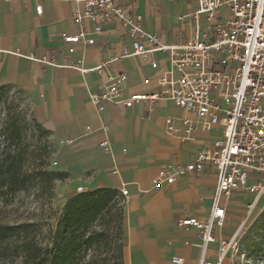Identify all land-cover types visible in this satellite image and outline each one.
Instances as JSON below:
<instances>
[{
	"label": "crops",
	"instance_id": "crops-1",
	"mask_svg": "<svg viewBox=\"0 0 264 264\" xmlns=\"http://www.w3.org/2000/svg\"><path fill=\"white\" fill-rule=\"evenodd\" d=\"M37 5L42 6L41 15L35 10ZM72 5L71 0H0V86L22 88L32 95L41 124L57 144L55 170L65 176L55 182L54 191L63 205L77 194L79 186L84 191L117 190L123 203L125 264H172L173 256L196 264L197 230L179 227L176 222L185 216L204 218L208 214L216 172L207 164L204 172H189L173 184L154 180L161 166L192 161L202 141L219 135L220 128L198 131L193 140L182 139V132L167 133L165 118L191 114L166 97L129 107L107 102L98 113L91 96L99 91L106 75L81 72L78 61L87 69L109 61L112 72L125 73L120 98L124 99L161 92L158 74L169 67L167 53L121 57L131 40L118 20L103 25L94 44H77L68 53L60 35L77 31ZM126 7L141 15L146 32L159 33L164 42H182L192 33L187 15L196 9V0H126ZM178 15L185 16L184 22L177 20ZM83 28L91 29L88 19L83 20ZM105 138L107 150L98 146ZM122 187L128 190L126 198L120 195ZM246 192L232 191L223 200L226 220L208 245V261L217 260L220 240L237 237L230 219L239 200L250 199ZM232 254L221 264H231Z\"/></svg>",
	"mask_w": 264,
	"mask_h": 264
},
{
	"label": "built area",
	"instance_id": "built-area-1",
	"mask_svg": "<svg viewBox=\"0 0 264 264\" xmlns=\"http://www.w3.org/2000/svg\"><path fill=\"white\" fill-rule=\"evenodd\" d=\"M71 1V16L77 31L60 35L68 53H73L77 44H94L102 26L117 20L126 27L131 40L129 47H123L121 57L167 53L169 67L158 74L161 92L132 94L124 99L120 98L127 78L125 73L112 72L109 61L91 69L83 68L78 61L76 66L79 65L81 72L93 70L106 75L99 91L91 96L98 113L105 110L107 102H121L129 107L139 101L154 102L166 97L191 114L165 118L167 133L182 132V139L193 140L198 131L220 128L219 135L202 141L188 164L161 166L154 182L173 184L189 172H204L207 164L214 168L215 187L208 214L204 218L182 217L176 225L197 230L196 264H221L237 245L236 236L222 239L217 260L206 259L215 231L225 224L223 200L235 190L264 196V0H196V9L187 15L191 35L173 43L164 42L159 33L146 32L141 15L127 10L126 0ZM35 10L42 14L41 5ZM84 19L91 23L89 31L83 28ZM184 19V15L177 16L179 22ZM151 64L157 67L155 61ZM107 145V138L98 144L105 150ZM80 192H84L81 186L77 187V193ZM127 194L128 190L122 187L120 195L126 198ZM170 261L187 264L183 256H173Z\"/></svg>",
	"mask_w": 264,
	"mask_h": 264
},
{
	"label": "rangeland",
	"instance_id": "rangeland-1",
	"mask_svg": "<svg viewBox=\"0 0 264 264\" xmlns=\"http://www.w3.org/2000/svg\"><path fill=\"white\" fill-rule=\"evenodd\" d=\"M6 146L23 152L24 168L30 174V181L24 190L5 195L0 193V224L33 222L37 225V239L41 246L51 248L64 205L54 191L57 180L41 176L37 171L55 170L53 162L57 144L41 124L32 95L22 88L9 85L0 86V149ZM246 193L250 199L239 200L241 202L233 207L230 219V224L237 228V245L230 259L231 264H264V196L256 198L254 194ZM255 199L257 203L251 207ZM112 203L114 207L103 218V227L111 233L120 226L118 217L120 209H123L119 197H115ZM95 224V228H103ZM7 248V251L3 247L0 249L1 264H12L14 261L12 242ZM3 251L6 252L5 256L2 255Z\"/></svg>",
	"mask_w": 264,
	"mask_h": 264
},
{
	"label": "trees",
	"instance_id": "trees-1",
	"mask_svg": "<svg viewBox=\"0 0 264 264\" xmlns=\"http://www.w3.org/2000/svg\"><path fill=\"white\" fill-rule=\"evenodd\" d=\"M24 159L19 149L9 146L0 149L1 194L27 187L30 174L24 168ZM37 173L53 180L65 176L56 170H38ZM117 195V190L101 188L69 198L58 219L51 248L41 246L37 225L33 222L0 224V249L5 250L12 242V264H123V209H120L118 219L121 223L115 232L103 227V218L115 205L112 201ZM95 223L103 228H95Z\"/></svg>",
	"mask_w": 264,
	"mask_h": 264
},
{
	"label": "bare ground",
	"instance_id": "bare-ground-1",
	"mask_svg": "<svg viewBox=\"0 0 264 264\" xmlns=\"http://www.w3.org/2000/svg\"><path fill=\"white\" fill-rule=\"evenodd\" d=\"M255 203H256V201H253V202L251 203V204H252V205H251V207H252V206H254V205H255Z\"/></svg>",
	"mask_w": 264,
	"mask_h": 264
}]
</instances>
